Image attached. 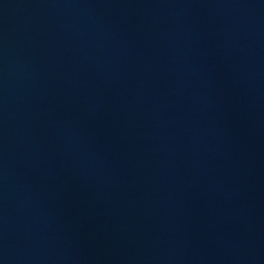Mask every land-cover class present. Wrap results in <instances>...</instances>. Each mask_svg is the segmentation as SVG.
<instances>
[{"label":"water","instance_id":"obj_1","mask_svg":"<svg viewBox=\"0 0 264 264\" xmlns=\"http://www.w3.org/2000/svg\"><path fill=\"white\" fill-rule=\"evenodd\" d=\"M0 264H264V0H0Z\"/></svg>","mask_w":264,"mask_h":264}]
</instances>
